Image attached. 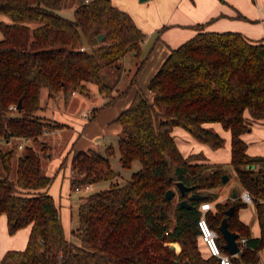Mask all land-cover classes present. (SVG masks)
<instances>
[{"label": "trees", "instance_id": "16d2710c", "mask_svg": "<svg viewBox=\"0 0 264 264\" xmlns=\"http://www.w3.org/2000/svg\"><path fill=\"white\" fill-rule=\"evenodd\" d=\"M63 1L0 0V12L12 19L0 23V139L34 142L25 144L20 154L19 141L0 147V214L6 213L10 233L31 225L27 246L8 250L0 264H222L200 247L205 201L213 203L205 217L225 252L220 224L225 211L235 206L227 216L228 227L247 242L232 263L258 264L264 249V155L250 154L242 134L264 122V40L238 31L208 30L207 23H199L194 36L171 50L150 80L151 95L138 90L115 119L122 126L117 143L122 166L131 168L138 160L141 167L126 183L112 182L82 197L75 243L66 237L55 198L47 190L54 176L46 174L43 157L50 159L52 153L41 140L44 130L66 124L38 113L42 92L46 89L53 98L62 91L68 103L74 92L90 95L89 84L94 83L106 97L93 108L94 118L137 82L145 57L128 88H118L126 55H140L146 34L112 0H80L73 18L60 13ZM101 33L103 40L98 38ZM214 122L231 132L230 163L243 189L252 194L260 236H252L250 225L239 217V209L247 204L239 191L221 201L213 190L224 183V174L231 178L227 166L209 162L202 152L185 156L172 133L174 126H182L217 149L226 138L207 125ZM71 152L72 189L119 175L111 163V144L105 153L92 147ZM66 160L68 155L60 167ZM177 181L192 188L182 195ZM170 188L176 193L168 199ZM194 192L205 198L192 199ZM184 198L190 206L179 205ZM174 242L180 244L179 252L171 247Z\"/></svg>", "mask_w": 264, "mask_h": 264}, {"label": "crops", "instance_id": "0c3cea01", "mask_svg": "<svg viewBox=\"0 0 264 264\" xmlns=\"http://www.w3.org/2000/svg\"><path fill=\"white\" fill-rule=\"evenodd\" d=\"M112 2L119 8L128 11L134 18L136 24L146 34L142 43V51L140 55H135L133 52L127 54L124 59L123 71L126 72L128 70L129 74L131 73L133 76L139 61L144 57L145 61L137 74V82L132 85L131 90L125 97H121L112 105L103 108L91 121L88 122L84 119L82 121L83 124L78 125V128L82 130V136L79 141L73 144L72 148L83 149V147L88 146L96 137L104 136L109 132H114L115 134L120 135L122 126L119 122L115 121L116 117L129 106L138 90H145L148 95H151L148 89L150 80L166 60L171 50L178 47L198 32L195 25L199 23H207L205 29L208 30L238 31L243 33L249 39L264 40V0H112ZM11 21L12 19L9 15L0 12V23H9ZM2 37L3 32L0 29V38ZM78 93L80 92H74L68 103H66L62 91L53 98L48 96V91L43 93L46 96V100L44 102L41 100V110L47 112V109L50 108V110H48L50 111V114L46 116L66 124V126L58 128L59 130L71 127V123L73 122L70 120L71 116L66 111L64 112L59 109V100H63V103L67 108ZM83 116H85L84 112ZM207 125H211L217 129L225 136L226 141L230 138V153L227 156L228 160L221 156L222 153H219L220 149L218 150V148L216 149L218 151L215 150L217 156L211 158L209 156V148L211 147L208 144L197 140L188 130L177 125L173 128V135L176 136V132H182L188 141V144H186V150H183L175 137L180 150L185 156L191 153L202 152L209 162H222L233 169L235 173V170L230 163V130L224 129L220 122L209 123ZM112 129L114 130L112 131ZM51 131H48V133ZM228 133H230V137ZM242 137L248 143L247 151L250 154L264 155V122L254 123L252 129L243 133ZM29 141H32V139L26 140V142ZM49 145L52 144L49 143ZM71 157L72 152H70V154L68 153L67 163L70 162L71 164ZM48 165L51 169L46 174L54 176V179L47 190L55 198L66 237L72 240L71 234L74 233L75 226L73 227L72 224V210L69 198L72 189L70 176L67 175L65 182L64 173L60 181L57 176L61 169V162L55 172L53 170L54 165L52 166L49 162L47 166ZM55 167L57 166L55 165ZM221 186L213 189L218 192L219 200L221 201L230 197L235 191H239L241 194L244 191L240 182L239 186L232 187L226 191H222V189H220ZM88 187L89 186H87V188ZM23 191L30 194L39 192L38 190ZM63 194L65 196H63ZM238 214L242 221L250 225L252 236H260L261 228L257 217L255 203H247L239 209ZM30 232L31 225H27L18 229L14 233H10L6 213L0 214V261L8 250L24 249L27 246ZM174 243L171 244H174L176 251L179 252L181 249L180 244L178 242ZM203 245L206 248L205 252L202 248ZM200 247L205 255H209L208 248L203 240H201Z\"/></svg>", "mask_w": 264, "mask_h": 264}, {"label": "rangeland", "instance_id": "374dc122", "mask_svg": "<svg viewBox=\"0 0 264 264\" xmlns=\"http://www.w3.org/2000/svg\"><path fill=\"white\" fill-rule=\"evenodd\" d=\"M79 2L80 0H64L60 13L63 14L64 16L73 18L74 9L77 3ZM131 78H132V74L131 73L129 74L128 70L126 72L123 71L120 81L118 82L119 90H124L128 88ZM89 86L91 88L90 95L78 93L75 96V99L72 100L71 104L67 108L64 105L63 100H59V109L64 112L66 111L71 116L70 120L74 122V123L73 122L71 123L72 126L62 129L63 131L59 129L53 130L49 132L48 134L41 136V140L45 139L50 144H52L50 145V148H49L50 152L52 153V158L49 159L48 157H43L44 158L43 159L44 160V170L46 173H48L51 169L49 165L47 166L48 162L52 166L54 165L53 170L55 172V170L60 165V162L63 161L64 156L68 155V153L70 154L73 144L79 141L80 137L82 136V130L78 128L79 127L78 125L83 124L82 121L84 119L87 120L88 122L94 119L93 118V108L96 106H101L106 101V97L98 90V87L96 84L90 83ZM131 88L132 86L130 87L129 91L131 90ZM129 91L127 92V94L129 93ZM46 92H47L46 89H44L42 92L41 100L43 102L46 100V96L43 93H46ZM115 93H117V91ZM126 95H124L123 97H125ZM48 110H50V108L47 109V112L45 110H39L38 113L44 117H47L46 115L50 114L49 113L50 111ZM83 112H88L90 114V117L86 118L85 116H83ZM113 130L114 129H112V131ZM175 135L182 149L186 150L187 148L186 144H188V141L186 140V137L184 136V134L182 132H178V133L176 132ZM228 135L230 137V133H228ZM118 138H119V134H115L114 132H109L105 134L104 136L96 137L95 139H93V141L88 146L83 147V149H88L92 147V148L99 150L102 153H105L107 146L110 144L113 145L115 148V152L110 156V159H111L113 168L119 172V175L112 180H104L101 182H97L89 186L88 188L82 187L79 189H71V196L69 198H70V202H71L70 204H71V210H72V224H73V227L75 226V228H77L79 225L78 206L80 202L82 201L83 196H86L95 191H99L101 189L109 188L112 182L124 184L131 178L132 173L137 171L141 167V163L138 160L133 162V165L131 168H125L122 166L120 159H119L120 154H119L118 145H117ZM17 141H19L20 143H23L24 145L27 143H34L33 141L26 142L25 140L21 138L20 139L14 138L12 142H9V143L0 139V147L5 148L14 143L16 144ZM39 142L35 143V146L37 149L40 150L41 144ZM22 150H23L22 148H18L17 153L18 154L22 153ZM215 150L216 149L209 148V156L211 158H213L214 156L215 157L217 156L216 151L218 150H219V153H222L221 156H223V158H227L228 154L230 153V138L228 139V141H225V144L222 147H219L218 150L216 151ZM14 165L16 166V159L14 160ZM55 165L57 167H55ZM227 168L231 172V178H229L226 182L222 184L220 188L222 189V191H226L232 187L239 186V180L236 174L234 173L233 169L228 167V165H227ZM70 170H71V164L70 162L67 163V160H66V163L61 167L58 173V176H57L58 180L60 179L61 181L64 173H65V182L67 179V175L70 176V180H71ZM13 175L14 174L12 173L11 176L13 177ZM0 176H2L1 170H0ZM63 196L65 195L63 194ZM177 199H178V195L175 196V200ZM71 238L73 242L79 243V238L76 234L74 233L71 234ZM202 248L205 252L206 248L204 245ZM258 264H264V249L260 251V261Z\"/></svg>", "mask_w": 264, "mask_h": 264}, {"label": "built area", "instance_id": "2783aa9c", "mask_svg": "<svg viewBox=\"0 0 264 264\" xmlns=\"http://www.w3.org/2000/svg\"><path fill=\"white\" fill-rule=\"evenodd\" d=\"M12 109H16V105H11ZM86 117H89L87 112H84ZM44 134L48 133V130L43 131ZM26 141V139H23ZM24 146L23 143H19V147L22 148ZM241 198L247 203H253V197L249 190H244L241 194ZM213 208V203L210 201H205L201 204V209L203 210V214L199 219V226L201 230V238L204 241L206 247L208 248L209 254L214 255L219 258L222 264H233L232 263V256L229 252H225L218 240H217V231L209 224L207 218L205 217V212L209 209ZM238 242L240 245L241 250L246 247L247 238L246 237H239Z\"/></svg>", "mask_w": 264, "mask_h": 264}, {"label": "water", "instance_id": "95a60500", "mask_svg": "<svg viewBox=\"0 0 264 264\" xmlns=\"http://www.w3.org/2000/svg\"><path fill=\"white\" fill-rule=\"evenodd\" d=\"M98 38L99 40H103L105 38V34L104 33L99 34ZM21 106L22 104L20 100L19 103L17 104V108H21ZM228 179H229V175L227 173L224 174L223 182H226ZM176 186L182 195L186 194V192L192 188L191 186L186 185L182 181H177ZM175 193H176L175 189L170 188L167 190L166 197L170 199L175 195ZM233 195L234 197L237 196V192H234ZM191 198L194 200H202L205 198V195L202 193L194 192L191 194ZM179 205L180 206H190V203L188 202L187 199L184 198L179 201ZM234 209H235V206L232 205L225 211L226 216L222 219V222L220 224V230L225 238V243L223 245V248L228 250L229 253L236 255L241 251V248L238 242L239 234L235 231H232L228 227V217H227L228 215L234 212ZM171 247L175 248V245L171 244ZM175 264H193V263L190 260H185V261H176Z\"/></svg>", "mask_w": 264, "mask_h": 264}]
</instances>
